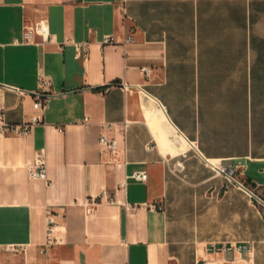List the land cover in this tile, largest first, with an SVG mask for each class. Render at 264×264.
<instances>
[{
    "label": "crops",
    "instance_id": "obj_1",
    "mask_svg": "<svg viewBox=\"0 0 264 264\" xmlns=\"http://www.w3.org/2000/svg\"><path fill=\"white\" fill-rule=\"evenodd\" d=\"M0 111V264H264V0H0Z\"/></svg>",
    "mask_w": 264,
    "mask_h": 264
},
{
    "label": "built area",
    "instance_id": "obj_2",
    "mask_svg": "<svg viewBox=\"0 0 264 264\" xmlns=\"http://www.w3.org/2000/svg\"><path fill=\"white\" fill-rule=\"evenodd\" d=\"M36 37H40L43 40V43H48L51 39L49 37L48 28L45 23H41L35 27H26L24 33V42L31 44L35 42ZM114 42V39H110L106 41V45ZM133 39L128 38L126 43H132ZM78 54H80L81 50L77 48ZM51 84L49 81L42 82V93L36 94L35 101V109L37 111H44L47 107L49 96L51 95L50 90ZM43 123V118L40 116H35L30 119V121L22 124V125H12L5 121L3 112L0 111V137H26L28 136L32 129ZM85 123H88V120H85ZM114 125H105L104 129L106 131H112ZM101 153L103 156H111L116 157L118 155V144L114 139H109L107 135H103L100 139ZM214 168L217 169L220 173L231 177L234 174L232 169L224 168L221 165H214ZM178 170L182 171L183 167L181 165L178 166ZM148 174L146 172L138 173L133 176V179L140 183H147ZM29 179L30 180H41L50 184L48 179V168L47 161L44 154H39L36 158V161L33 165L29 167ZM125 188V186H124ZM102 200H106L108 202L112 201L111 197L107 192H104L100 199L93 200L87 208V214L91 215L94 212V207L102 202ZM130 210L135 209V207H130ZM47 241L44 249L41 251L42 254H46L54 245L57 243V239L55 238V229L56 223L54 221V216L52 213H48L47 218ZM213 250H216V247H212ZM228 250V249H223ZM220 251V250H219Z\"/></svg>",
    "mask_w": 264,
    "mask_h": 264
}]
</instances>
